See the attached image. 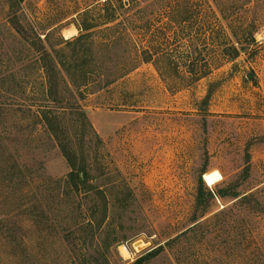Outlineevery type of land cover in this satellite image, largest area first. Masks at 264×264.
<instances>
[{"label": "rangeland", "instance_id": "1", "mask_svg": "<svg viewBox=\"0 0 264 264\" xmlns=\"http://www.w3.org/2000/svg\"><path fill=\"white\" fill-rule=\"evenodd\" d=\"M16 1L0 0V264L160 247L144 264H264V0ZM81 49L74 84L62 62Z\"/></svg>", "mask_w": 264, "mask_h": 264}, {"label": "trees", "instance_id": "2", "mask_svg": "<svg viewBox=\"0 0 264 264\" xmlns=\"http://www.w3.org/2000/svg\"><path fill=\"white\" fill-rule=\"evenodd\" d=\"M20 0H17L16 2H14L15 4L16 3H19ZM85 31H89L90 30V27L87 26L85 29ZM89 36H80L79 38H77L74 42H71L70 44L74 43V44H79L81 43L83 40H85L86 38H88ZM252 42L254 43L255 40L254 38L252 39ZM73 45V44H72ZM82 50V49H81ZM89 50V48H88ZM245 50V48L242 46L240 49H237L236 47L234 46H228V45H225L223 46V49L220 50V54L223 58H226L230 61H234L236 60L241 53H243ZM82 55L79 54V56L74 60V62H62V66L64 68V71L69 75L70 72L73 73L75 76V78H72L74 79V84L77 83L79 77L77 78L76 76L77 75H80V74H83L84 77L86 78L87 77V71L85 70V63L87 62V60L84 58L86 57V52L87 51H84L82 50ZM89 52V51H88ZM81 57L83 59H81ZM47 58H50V56H47L46 58H44L45 60H47ZM43 59V65H42V68L44 69V71H46V74H47V77H48V82L51 84L52 83V80H53V72L54 70L56 69V66L54 65L53 61L51 60L50 62H45V60ZM191 72V71H190ZM11 91H9L8 89L5 90V88H0V93H3V94H10ZM210 97V94H208L206 96V98L203 100V104L206 103V101L209 99ZM2 107L0 106V109ZM1 111V110H0ZM45 119H46V122L49 123L48 126H51V120L45 116ZM62 151H63V155L64 157L67 159L69 165L71 166L72 168V172L70 173V182H71V185L74 186L76 189H78L79 187H81L82 189H90L91 186H89V173H88V170H87V166L82 163V164H77L76 162V158H74L73 154L71 156L70 152H68V150L66 149V147H62ZM203 182L202 180L200 181V186H199V189H198V200H197V203H198V207L202 206V202L205 200V193H204V189H203ZM210 197H212L211 194H209ZM226 195H228L227 193L225 192H221L220 194V197H226ZM232 196L234 197V199H237L239 198V196H237L236 194H232ZM244 202L247 201V196L243 197L242 198ZM257 205V204H256ZM163 248H158L156 250H153L151 252H149L146 256L140 258L135 264H144L148 261H150L151 259L155 258L156 256H158L160 254V251H162Z\"/></svg>", "mask_w": 264, "mask_h": 264}, {"label": "bare ground", "instance_id": "3", "mask_svg": "<svg viewBox=\"0 0 264 264\" xmlns=\"http://www.w3.org/2000/svg\"><path fill=\"white\" fill-rule=\"evenodd\" d=\"M74 35H76L74 32H72V31H69L67 34H66V39H70V38H72ZM123 250L125 251L124 253H123V255L126 257V258H129L128 257V255H129V252L127 251V249H125L124 247H123Z\"/></svg>", "mask_w": 264, "mask_h": 264}]
</instances>
